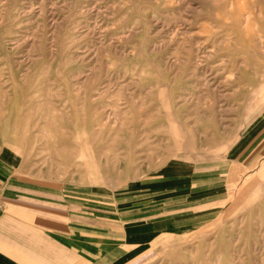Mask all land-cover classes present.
<instances>
[{
	"label": "rangeland",
	"instance_id": "1",
	"mask_svg": "<svg viewBox=\"0 0 264 264\" xmlns=\"http://www.w3.org/2000/svg\"><path fill=\"white\" fill-rule=\"evenodd\" d=\"M0 145L111 188L177 162L221 200L158 264H264V0H0Z\"/></svg>",
	"mask_w": 264,
	"mask_h": 264
},
{
	"label": "crops",
	"instance_id": "2",
	"mask_svg": "<svg viewBox=\"0 0 264 264\" xmlns=\"http://www.w3.org/2000/svg\"><path fill=\"white\" fill-rule=\"evenodd\" d=\"M204 181L171 162L111 188L0 145V264H158L221 200Z\"/></svg>",
	"mask_w": 264,
	"mask_h": 264
}]
</instances>
